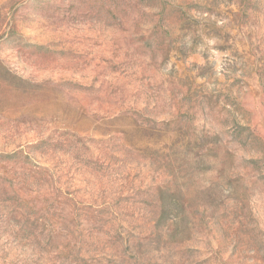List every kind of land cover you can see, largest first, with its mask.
Instances as JSON below:
<instances>
[{
	"label": "rangeland",
	"instance_id": "obj_1",
	"mask_svg": "<svg viewBox=\"0 0 264 264\" xmlns=\"http://www.w3.org/2000/svg\"><path fill=\"white\" fill-rule=\"evenodd\" d=\"M0 264H264V0H0Z\"/></svg>",
	"mask_w": 264,
	"mask_h": 264
}]
</instances>
